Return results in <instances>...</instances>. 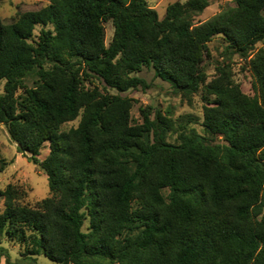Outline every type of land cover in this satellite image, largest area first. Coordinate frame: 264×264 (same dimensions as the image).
I'll return each mask as SVG.
<instances>
[{
    "label": "trees",
    "instance_id": "obj_1",
    "mask_svg": "<svg viewBox=\"0 0 264 264\" xmlns=\"http://www.w3.org/2000/svg\"><path fill=\"white\" fill-rule=\"evenodd\" d=\"M235 2L201 24L210 0L173 3L162 20L147 0H50L10 25L0 16V124L51 192L31 208L14 186L0 189V244L56 264H264V0ZM217 36L248 61L254 96L228 61L208 81ZM145 68L185 95L203 93L202 133L152 119L150 108L133 123L134 100L85 87L95 77L118 93L146 91L136 76ZM8 165L0 156V174Z\"/></svg>",
    "mask_w": 264,
    "mask_h": 264
},
{
    "label": "rangeland",
    "instance_id": "obj_2",
    "mask_svg": "<svg viewBox=\"0 0 264 264\" xmlns=\"http://www.w3.org/2000/svg\"><path fill=\"white\" fill-rule=\"evenodd\" d=\"M151 8L157 11L158 17L162 20L167 12V7L173 3H185L188 0H147ZM50 0H3L0 3V16L6 25L16 21L21 13L28 11H38L49 4ZM236 6L235 0H210V5L198 16L194 23H205L222 12ZM106 44L108 45L113 37V26L111 22L105 24ZM41 27H36L35 37L40 33ZM228 43L222 36L215 37L208 44L209 55L203 63V70L207 75L208 81H212L217 76L216 67L225 61L230 62L234 80L241 86L243 93L254 96L253 74L248 66V61L237 54H232L228 49ZM264 48V42L257 46V49ZM224 61V62H223ZM136 76L144 79L149 88L130 90L125 93H118L116 90L108 88L104 82L98 78H92L85 82L86 89L95 86L102 92L113 95L119 94L122 97L134 100L131 112L133 123H142L141 109L150 108L151 118L155 119L159 113L172 120L178 130L180 125L195 127L199 132H203L204 107L207 102L203 93L199 92L191 96L185 95L181 91L174 89L169 83L162 81L155 75L154 69L145 68ZM35 79L28 78L25 84L28 87L34 85ZM5 80H0V95L5 92ZM22 94L19 90L17 96ZM81 117L74 122L66 123L62 126V131H69L77 128ZM178 134L170 133L168 141L176 143ZM49 155V143L42 149L40 161H44ZM0 156L9 163L6 170L0 174V189L5 190L8 186L18 189L20 203L34 208L39 202L51 197L47 175L34 164L28 157L18 150L17 143L11 138L8 126L0 124ZM5 209V202L0 198V214ZM88 223L84 226L87 231ZM33 258L27 256L26 248L19 242L4 238L0 244V264H56L44 256Z\"/></svg>",
    "mask_w": 264,
    "mask_h": 264
}]
</instances>
